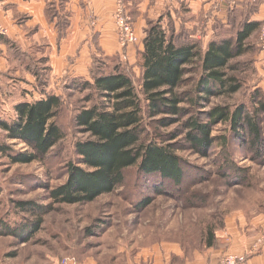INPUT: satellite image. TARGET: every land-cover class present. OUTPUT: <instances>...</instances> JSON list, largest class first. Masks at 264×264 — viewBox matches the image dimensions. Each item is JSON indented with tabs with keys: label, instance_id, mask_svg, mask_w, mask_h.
I'll list each match as a JSON object with an SVG mask.
<instances>
[{
	"label": "trees",
	"instance_id": "16d2710c",
	"mask_svg": "<svg viewBox=\"0 0 264 264\" xmlns=\"http://www.w3.org/2000/svg\"><path fill=\"white\" fill-rule=\"evenodd\" d=\"M65 3L66 0H51L47 9L59 19L60 37L69 23ZM254 11L252 5L236 7L228 11L225 24L214 19L212 37L205 45L195 40L194 30L184 25L175 28L171 18L168 32L161 19L148 21L142 47L135 53V65L140 70L138 85L126 63L117 56L104 55L96 44L87 77L78 85H75L77 80L65 85L69 91H88L83 101L86 105H81L71 118L72 130L81 137L73 146L75 159L66 164L65 181L47 187L48 205L16 202L20 211L34 220L18 231L5 222L0 223V237L12 236L22 243L29 242L39 230L42 217L52 211V205H85L111 194L123 185L125 171L131 167L136 166L145 178L158 176L182 189L185 161L176 154L179 148L173 144L179 137L185 143L184 149L204 158L218 144L223 151L217 171L224 178L228 177L222 173L225 166L238 175L236 181L243 176L232 167L227 156L230 141L246 147L251 159L264 163L263 90L255 88L245 103L234 108L211 104L212 99L230 98L244 90L241 76L249 68L240 59L253 49L251 39L259 35L264 23L252 20ZM16 59L18 66L34 78L41 98L16 104L13 123L0 121L5 138L26 148L16 152L10 146L0 145V155L12 165L43 162L64 140L65 131L58 119L64 113L65 102L61 92L55 94L48 88L51 68L37 46L17 52ZM174 125H177L174 134L159 132ZM218 125H228V134L213 136ZM150 127L154 139L149 138ZM226 180L229 183L231 179ZM163 183L159 185L163 187ZM150 203L151 199H144L139 209ZM223 222L217 227H207L205 248L217 245L216 232Z\"/></svg>",
	"mask_w": 264,
	"mask_h": 264
},
{
	"label": "rangeland",
	"instance_id": "374dc122",
	"mask_svg": "<svg viewBox=\"0 0 264 264\" xmlns=\"http://www.w3.org/2000/svg\"><path fill=\"white\" fill-rule=\"evenodd\" d=\"M186 1L175 2L176 8L172 9L167 0H160L157 6L152 0H148L144 10H140L139 0H134L131 5L122 0L135 36L134 41H123L114 22L117 0H112V24L116 29L114 42H117V51L111 56H117L127 64V70L136 85L139 83L140 70L135 65V53L141 46L143 35L134 27L136 19L143 18L144 28L148 21L161 19L168 32V19L171 18L175 28L179 29L184 25L186 29L194 30L195 40L201 44L205 45L210 39V36H206V20L203 24V20L198 22L197 26L190 24L189 5ZM230 1L231 8L238 7L236 0ZM87 18L90 21L88 30L91 29L92 36L96 25L91 22H95L97 18L93 13ZM2 25L9 34V26ZM91 36L88 58L83 52L70 57L61 52L55 53L52 49L47 51V42H43V46L40 42L39 49L49 57L48 65H52L53 69L48 88L55 94L61 92L65 102L64 113L58 119L65 131V137L43 162L12 165L7 158L0 155V223L5 222L15 231L34 220L20 211L16 202L33 201L38 205H48L50 200L47 187L53 188L62 184L65 181L66 164L75 159L73 146L81 135L72 130L71 118L85 104L83 101L88 91H69L65 85L72 84V80H77L75 85H78L87 77V59L90 61L96 44L99 45V41L94 44ZM261 37V32L252 37L253 49L240 59L249 68L241 76L244 90L230 98L212 99V105H228L234 108L239 103H245L255 88L259 87L264 93V49ZM19 45L24 47L25 43L20 42ZM14 80L16 81L12 82L10 89L0 87V121L7 123L16 120L14 107L20 100L31 103L41 98L35 81L29 84L28 77L23 74L16 76ZM262 126L264 129V122ZM176 129L177 125H174L160 129L159 132L169 135L174 134ZM228 130V125H218L213 136L227 135ZM148 133L149 138L154 139L151 127L148 128ZM173 144H176L175 148H179L176 154L185 161L182 189L160 180L158 176L145 178L139 174L136 166L131 167L125 171L123 185L111 194L103 195L85 205H52V211L42 217L39 230L31 236L29 242L22 243L12 236L0 237V264H62L64 259L69 261L68 264H185L186 261H192L195 255L206 251L204 242L207 227H217L222 220L223 227L219 231L225 232L226 241L219 249L226 253L234 252L236 247L233 243V231L226 229L230 223L239 233V238L255 236L251 244L256 248L243 253L246 257L244 264H247L250 257L260 253L261 249L257 246L264 243V163L251 159L252 154H247L246 147L230 141L226 153L232 167L242 172L241 185L235 179L238 175L228 167L225 166L222 171L228 177H222L217 171L223 151L218 144L208 152L206 158L184 149L185 143L181 137ZM0 145L10 146L16 152L26 150L23 144L7 140L1 128ZM261 151L264 155V145ZM226 178L232 181L228 183ZM161 183L163 187L159 185ZM146 198L151 199L150 205L139 209V204ZM240 245L244 246L243 243ZM181 256L185 259H181Z\"/></svg>",
	"mask_w": 264,
	"mask_h": 264
},
{
	"label": "crops",
	"instance_id": "0c3cea01",
	"mask_svg": "<svg viewBox=\"0 0 264 264\" xmlns=\"http://www.w3.org/2000/svg\"><path fill=\"white\" fill-rule=\"evenodd\" d=\"M50 1L51 0H0V20L3 24L9 26V34L6 37L0 38V87L10 89L13 86L12 82L16 81L14 80L15 77L21 74L28 77L29 84L34 83V78L27 71L18 66L16 56L17 52H25L33 46L39 48L43 42H47L48 44L47 51L52 49L55 50V53L61 52L64 56L70 57L83 52L84 54L86 53L88 58L90 55L88 43H90L89 37L92 33V31H90L91 29L88 30L90 21H87V16L90 13H93L97 18V23L96 21L91 22V24L96 25L91 40L94 41V44L99 41L98 47L106 56H111L114 51H117V42H114L116 39V29H114V25L112 24V0H66L65 11L69 14V23L67 28L63 31L64 36L62 37L59 36L57 28L59 20L57 15L50 14L47 11ZM133 1L134 0H125L127 5H131ZM139 1L141 2H139L140 10H144L148 4V0ZM152 2L157 6L160 0H152ZM186 2L189 5L190 12L188 16L190 17V24L197 26L198 22L203 20V24L206 20V36H210V38L213 34L212 23L214 19L216 18V20L225 24L228 11L234 9L231 8L230 0H187ZM139 3H136V5ZM167 3L170 8H176V4L173 0H167ZM236 4L241 8L250 7L252 5L253 9H255L252 20L264 22V0H236ZM140 14L143 15L142 12ZM84 18H86V20ZM142 21V17L136 19L134 27H136L138 32L143 33V38L145 25ZM20 42L25 43V46L19 45ZM43 45L45 44L43 43L42 46ZM141 47L142 46H139L138 48L140 49ZM40 50L43 56L47 58L48 56H45L43 50ZM47 60L49 63V57ZM89 64L90 61L87 59L85 75L88 73ZM50 67L51 75L53 72L52 65ZM21 101L23 100H20V103ZM231 224L232 223H230L226 229L233 231V243L236 247L234 252L228 253L244 255L243 253L254 250L256 246L252 245L251 242L255 239V236L239 238V233ZM216 239L217 245L215 247L206 248V251H203L202 254H198L197 256L195 255L192 261H186L185 264H217V261L228 253L219 249L226 241L225 232L217 231ZM242 243L244 246L240 245ZM257 248L261 249L260 253L250 257L247 264H264V243L260 247L257 246ZM181 257V259H185L184 256Z\"/></svg>",
	"mask_w": 264,
	"mask_h": 264
},
{
	"label": "built area",
	"instance_id": "2783aa9c",
	"mask_svg": "<svg viewBox=\"0 0 264 264\" xmlns=\"http://www.w3.org/2000/svg\"><path fill=\"white\" fill-rule=\"evenodd\" d=\"M124 6L122 0H117L116 10L114 11V22L118 26L121 40L134 41L135 36L133 35L132 28L130 26V19L125 15ZM261 41L264 49V26L261 28ZM8 30L4 27L0 20V35L6 36ZM246 257L244 255L226 254L224 255L217 264H244ZM68 260L64 259L62 264H68Z\"/></svg>",
	"mask_w": 264,
	"mask_h": 264
}]
</instances>
